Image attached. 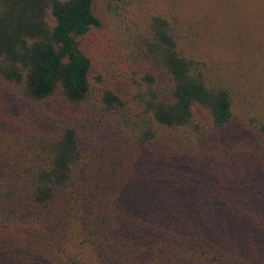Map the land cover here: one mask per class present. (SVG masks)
Segmentation results:
<instances>
[{
	"label": "trees",
	"instance_id": "trees-1",
	"mask_svg": "<svg viewBox=\"0 0 264 264\" xmlns=\"http://www.w3.org/2000/svg\"><path fill=\"white\" fill-rule=\"evenodd\" d=\"M0 264H264V0H0Z\"/></svg>",
	"mask_w": 264,
	"mask_h": 264
},
{
	"label": "rangeland",
	"instance_id": "rangeland-1",
	"mask_svg": "<svg viewBox=\"0 0 264 264\" xmlns=\"http://www.w3.org/2000/svg\"><path fill=\"white\" fill-rule=\"evenodd\" d=\"M104 7L102 9V17L105 25L103 28L96 32H93L88 36L84 42L85 50L94 57L95 67L94 74H98L99 71L106 68L108 65V57L110 56V41L112 33L109 31V21L107 15L104 13Z\"/></svg>",
	"mask_w": 264,
	"mask_h": 264
}]
</instances>
